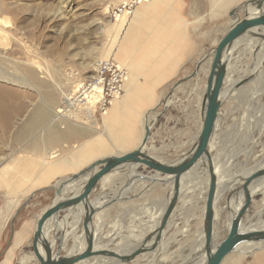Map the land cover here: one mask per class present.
Segmentation results:
<instances>
[{
	"label": "crops",
	"instance_id": "crops-1",
	"mask_svg": "<svg viewBox=\"0 0 264 264\" xmlns=\"http://www.w3.org/2000/svg\"><path fill=\"white\" fill-rule=\"evenodd\" d=\"M114 1L117 3L110 6V9L124 0ZM249 1L251 0H151L140 3L131 15L114 22L119 36L112 55L107 59L125 67L129 79L124 85L121 98L114 101L104 114L102 132L87 136L89 138L71 151L70 156L59 155L56 159L47 161L42 156L28 154L26 157L11 158L0 168V264H38L31 250V240L37 217L53 198V189L47 187L79 171L99 157L123 154L135 149L143 137L144 126L155 113L162 110L164 101H169V107L151 127L146 153L169 164L191 147L197 134L194 137L188 136L191 137L187 140L189 148L182 152L179 145L173 143L176 140L171 141L175 135L182 139L188 133L175 127L174 123L193 122L198 114L199 120L201 119L200 104L204 80L196 77V80H186L173 87L179 79L193 71L194 67L190 69L193 61L203 56L201 53L204 45L211 41L210 34L214 29H211V25L226 24L221 38L237 16L243 15L237 13L231 17L229 14ZM260 53L264 54V45ZM234 54L237 55L236 50ZM245 55L243 59L251 57V62L243 59L237 61L234 63L236 69L244 67L245 64H249V68L252 66L256 56L248 53ZM81 138L84 137L78 139ZM161 138L169 144H157ZM199 167L205 174L204 167ZM236 173L230 174L231 177ZM162 180V175L143 166L122 168L100 179L88 195L91 207L98 209L91 220L93 247L118 251L123 255L137 248V244L155 226L156 213L161 208L163 199L169 197L171 184L168 180ZM80 181L65 186L61 199L67 198L73 191L75 194L79 192ZM46 200L47 204L33 217L32 207L42 206ZM178 204L180 205L175 208L169 223L173 215L179 212L181 202ZM81 210L77 205L67 210L68 212L59 214L55 228L57 235L64 233L63 250L72 247L77 252L83 247V239L79 236L81 226L77 225ZM174 219L177 221L176 217ZM217 225L218 221H215V231L218 230ZM185 227V234H180V228L175 227L176 236L168 244L165 236L160 240L159 247H165L164 251L168 246L171 248L176 245L169 259L171 264H181L182 258L197 246V240H193V244L181 240L190 234L198 239L201 226L197 230H191V226L181 228ZM52 228L50 223L45 224L43 232L49 235ZM49 242L53 247V240L49 239ZM151 243L152 237L145 246H150ZM185 250H188L187 254L183 253ZM199 252L195 254L198 255ZM152 254L153 252L140 255L127 264H149ZM195 254L193 257H196ZM197 259L192 263L198 264ZM115 261L113 258L104 261L100 259L96 263L93 259L89 260L94 264H117ZM220 264H264V247L248 253L231 252Z\"/></svg>",
	"mask_w": 264,
	"mask_h": 264
},
{
	"label": "rangeland",
	"instance_id": "rangeland-1",
	"mask_svg": "<svg viewBox=\"0 0 264 264\" xmlns=\"http://www.w3.org/2000/svg\"><path fill=\"white\" fill-rule=\"evenodd\" d=\"M116 3L114 0H0V7L3 10L0 13V19H6L10 23L6 25L0 21V168L11 158L26 157L28 154L42 156L44 159L47 158V161L56 159L59 155L68 154L70 156L71 151L77 149L81 142L102 132L104 114L96 111L94 105L86 103L89 106H85L84 101L79 100L73 109H66L57 124L52 121V115L54 114L53 109L65 107L64 96H71L74 99L78 95V85L93 74L94 63L112 55L119 31L110 18L108 10ZM211 26V29L214 28L210 34L211 41L204 45L201 55L215 47L226 24ZM245 41V39L241 40V44L235 49L237 55L234 54L235 50L231 52L229 64L232 65V68L230 71L236 69L234 63L241 61L246 56L245 53L250 55L249 48L245 45L250 41ZM255 54L253 53V55ZM259 58L261 66L264 54L260 53ZM232 60L233 63H231ZM243 60L250 63L251 57ZM197 61H193L190 69L195 68ZM248 65L245 64L244 67L237 68L242 69L239 72L247 71L252 67L248 68ZM261 70L263 79L256 84V87H259L257 95H252L251 100L248 101L249 93L244 91L242 99H225L220 107L215 133L221 136L223 144L212 148L210 154L227 171L228 174L223 178H229L230 174L238 171L242 175L256 165L264 166V66ZM246 74V72L244 74L236 73L234 77ZM24 80L28 83L27 85L23 83ZM193 80H196V77L191 79V81ZM250 82L248 83L251 86L255 83L254 80ZM51 100H55V102L53 103ZM41 107L48 108L50 114L43 117L46 119L33 124L32 129L25 136L18 138V131L28 122L29 117H37L33 113L35 109ZM88 113H91L89 120H91V124H95V129H91L90 125L85 123ZM174 124L175 127L188 131L187 139L185 137L181 139L176 135L171 139V141L176 140L173 143L179 145L181 152L185 151L189 148L187 140L196 136L200 129L199 114L193 122L188 121L181 124L175 122ZM47 132L52 133L47 134ZM79 132L86 133V135H81ZM53 134L56 135L55 139L51 138ZM189 135L191 137L188 138ZM44 136L47 139L46 145L41 144ZM82 136L85 139H78ZM157 144L165 146L169 143L164 142V139L161 138ZM50 153L52 154L50 155ZM204 173L199 167L195 169L194 173L183 178L188 182L189 190L184 198L179 197L178 203L181 202L179 212L173 215L172 221L166 227V232L164 230L162 233L161 240L165 236L168 239L167 244L176 236V233L174 234L175 227L180 228L178 230L180 234H185L187 228H181L183 226H191V230L195 228L197 230L199 226H202L201 216L205 197L203 187L207 178L205 169ZM261 181L260 183L264 184V181ZM196 183L199 184V187L195 186ZM229 183L225 182L222 186H227ZM239 186L238 182L232 188L229 186L227 189H223L225 192L218 205L222 212L220 217L216 218L218 221L217 241L226 235L230 219L239 209L232 212L228 208L225 209L223 205L225 197L233 193L234 190L231 191V189ZM1 198L0 195V205L2 204ZM167 199H163L162 206L156 213L158 215L153 229L161 218L160 213ZM262 199V193H258L252 198L247 211L250 215L248 217L252 220L250 225L255 224L258 220L264 221ZM235 201L233 203L230 200L227 205H234L238 202L241 206L242 196H238ZM47 202L46 200L42 206L32 207L31 215L36 217V214L42 210L41 207ZM175 217L177 221L174 219ZM244 221H246L245 217ZM200 229L202 230V227ZM198 234L201 235V232L199 231ZM199 235L198 239L195 235L190 234L181 240V242L191 244L197 240V246L182 258V264H190L186 262L196 258L193 256L199 250L200 244H203V240L200 242ZM175 247L176 245H172L171 248L168 246L165 251V247L162 248L164 252L159 255L160 261L157 260L155 263L151 258L149 264H171L169 259H171V253L174 252ZM251 251L252 249L238 252L248 253ZM183 253L187 254L188 250ZM80 264L89 263L85 261Z\"/></svg>",
	"mask_w": 264,
	"mask_h": 264
},
{
	"label": "water",
	"instance_id": "water-1",
	"mask_svg": "<svg viewBox=\"0 0 264 264\" xmlns=\"http://www.w3.org/2000/svg\"><path fill=\"white\" fill-rule=\"evenodd\" d=\"M237 13H242L243 15L241 17L237 16L229 30L218 40L215 47L199 58L194 70L186 77L179 79L173 87L175 88L186 80L194 79L195 77H200V79L204 80L202 82L203 91L200 104L201 128L191 147L169 164L159 161L146 153L149 147L151 127L169 105V101H164L162 110L155 113L149 123L144 126L143 137L135 149L123 154H109L99 157L79 171L61 178L55 184L47 187L48 189H53V198L37 217L31 240V250L38 264H76L90 259L98 261L106 258L115 259L117 264H127L136 257L151 252H153L152 261L156 262L159 259V253L162 251L161 247H159L161 236L164 230L166 232L169 219L179 201L184 175L200 165L204 167L207 175V187L201 224L203 244L200 253L196 257L199 261L198 264H220L229 253L242 251L243 249L241 248L245 244L255 243L252 250L264 247V228L253 227L249 229L248 226H250L252 220H250L247 213L252 198L256 195L252 192V188L261 178H264L263 165H256L247 170L246 176L244 174L241 175L240 171H238L229 180L231 182L235 179L229 185L231 188L238 182L240 186L231 189L234 191L225 197V204L223 205L226 206L230 200L234 202L238 196H242L243 203L231 217L226 235L219 241H217L218 231L216 233L214 226L215 221H217L218 205L225 192L222 185L225 183H221L222 181L218 178V172L213 166V157L210 154L209 146L213 133L217 128L220 107L230 92L228 85L225 83L227 63L230 61L231 52L235 50L232 49L233 46L238 41H241L242 38H258L255 52L262 46L264 33H261L260 30L251 31V29L264 26V0H251L232 11L229 15L233 17ZM204 63L206 64L203 68ZM263 66L264 60L255 73H259ZM254 74L243 77L235 86L239 87L254 80ZM139 166L146 167L162 175V181L168 180L171 184L169 197L165 203L158 226L149 231L141 242L137 244V248L127 255L93 247L94 233L91 228V220L98 209L91 207L88 201L89 193L100 179L113 171L122 168H138ZM77 181H80L78 185L79 192L75 194V191H73L67 198L61 199L63 197V188L67 185L75 184ZM77 205L82 209L77 225L81 226L79 236L83 239L84 244L82 249L77 252L72 251V247L63 250L64 233L61 232L57 235L55 226L58 224L60 212H68L67 210L75 208ZM244 217L246 221H244ZM47 222L51 226L53 225L49 235L43 232ZM151 237V245L145 246ZM49 239L53 240V244L55 243L53 247Z\"/></svg>",
	"mask_w": 264,
	"mask_h": 264
},
{
	"label": "bare ground",
	"instance_id": "bare-ground-1",
	"mask_svg": "<svg viewBox=\"0 0 264 264\" xmlns=\"http://www.w3.org/2000/svg\"><path fill=\"white\" fill-rule=\"evenodd\" d=\"M3 12V10L1 9V7H0V13H2ZM12 12V11H11ZM0 21L2 22V23H4V24H6L7 25V23H9L6 19H3V20H1L0 19ZM10 24V23H9ZM7 27V26H6ZM259 30H261L262 32H264V26H259V27H254V28H252L251 29V31H259ZM244 38H242L241 40H243ZM254 39H256V40H258V38H252V39H245L246 41L245 42H249V43H247V44H245V45H247V47L249 48V53H250V55L251 54H253V53H256L255 54V56H256V58H255V62H254V64H253V66L251 67V69H248L247 71H245L247 74L245 75V76H237V77H234V75H236V73L237 72H239L240 70H242V69H240V68H237V69H232V71H230L231 70V68H232V65L231 64H229V62L227 63V73H226V77H225V80H226V84L228 85V88L230 89V92H229V94H228V96H227V100H236V99H242V97L244 96V91L245 92H247L248 91V93H249V95H248V101H250L251 100V98H252V95H257V92L259 91L258 90V88L256 87V84H258L259 82L258 81H260L261 79H263V77H262V75L261 74H263V71L260 69V72L259 73H255V71H257V68L258 67H260V65H259V62H260V58H259V55H260V49L263 47V45H264V41L261 43L262 44V46L260 47V49L259 50H257V52H255V46H256V44H257V41H251V40H254ZM241 43H240V41H238L234 46H233V48L232 49H235V48H237L239 45H240ZM210 60V59H209ZM205 67V66H204ZM235 68V67H234ZM249 68V67H248ZM2 69V68H1ZM255 73V74H254ZM250 74H254L255 75V79H254V81H255V84L254 85H252L251 86V84L250 83H252V82H250V83H247V84H244V85H241V86H239V87H236L235 86V84L236 83H238V81H240L241 79H243V77H246V76H248V75H250ZM5 79V78H4ZM23 81V80H22ZM20 83H22V82H20ZM24 84H28L25 80H24V82H23ZM248 86V87H247ZM251 91H253L252 92V94H251ZM247 94V93H246ZM64 100H63V103H64V105H65V107L64 108H56V109H53L54 110V114L52 115V121H54L56 124H57V122L58 121H60L61 119H62V117L61 116H63V113L66 111V109H73L75 106V100L73 99V98H71V96L69 97V96H64V98H63ZM264 99V98H263ZM49 100V99H48ZM88 100H90V101H93L94 100V98L93 97H90ZM53 103L55 102V100H51ZM51 102V103H52ZM241 103L243 102V100L242 101H240ZM263 103V102H262ZM87 104H85V106H86ZM87 106H89V105H87ZM224 108V107H223ZM224 110V109H223ZM247 110V109H246ZM50 110L48 109V108H46V107H41V108H37V109H35V111H34V113H33V115L34 116H37V117H32L31 116V118L29 117V119H28V122L27 123H25L24 124V126H22L21 127V129L18 131V138L19 137H23V136H25L29 131H30V129H32V127H33V124H37L38 122H40L42 119H46V118H43V117H45V115H47V114H50V112H49ZM53 113V112H52ZM224 113V112H223ZM242 113V112H241ZM244 113V112H243ZM222 115V114H221ZM250 116V115H249ZM48 117H49V115H48ZM91 117V113H88V115H87V117H86V119H87V122H85V123H88L89 125H90V127H91V129H95L96 128V126H95V124H91L92 122H91V120H89V118ZM76 119V118H75ZM85 119V118H84ZM226 119H227V117H226ZM238 119V118H237ZM218 121H219V117H218ZM218 121H217V126H218ZM241 121H243V120H241ZM241 123V122H240ZM239 124V123H238ZM243 124V123H242ZM39 126V125H38ZM216 126V127H217ZM229 126V125H228ZM200 128H201V119H200ZM237 128V127H236ZM53 130V129H52ZM216 130H217V128H216ZM215 130V131H216ZM238 130V129H237ZM199 131H200V129L198 130V133H199ZM215 131H214V133H213V138L211 139V143H210V149H212V148H215L217 145H219V146H221L222 144H223V139L221 138V136H219V134H216L215 133ZM251 132V131H250ZM49 132H47V134H48ZM52 133V132H51ZM51 133H49V134H51ZM55 133V132H54ZM197 133V134H198ZM56 134H57V132H56ZM240 134V133H239ZM51 138H53V139H55L56 138V135L55 134H53L52 135V137ZM41 143V142H40ZM41 144H44V145H46L47 144V139L45 138V136L43 137V140H42V143ZM119 154V153H118ZM220 154V153H219ZM217 156V155H216ZM226 156V155H225ZM216 158V157H215ZM220 159V158H219ZM212 161H213V166H214V168H215V170L218 172V178L220 179V181H222L221 183H229V179H231L232 177H229V178H223L226 174H228L227 173V171H225V168L224 167H222L221 165H219L218 164V162H217V160H215L214 158L212 159ZM232 161V160H231ZM260 164V163H259ZM226 165V164H225ZM261 165V164H260ZM59 167V166H58ZM227 167H228V165H227ZM226 167V168H227ZM69 168H71V167H68V169ZM64 169V168H63ZM241 170V169H240ZM192 171H194V169H192L191 171H189L187 174H185L184 175V177H187L188 175H189V173H191ZM242 171V170H241ZM248 171H245V173H244V176H246L245 174L247 173ZM134 174V173H133ZM237 174V173H236ZM135 175H136V173H135ZM230 176V175H229ZM261 180H263L264 181V178H261L258 182H257V184H255L254 186H253V188H252V191L254 190V194H258V193H262L263 194V199H262V211H263V209H264V184H261L260 183V181ZM232 181H234V179L232 180ZM231 181V182H232ZM229 183V185L230 184H232V183ZM262 182V181H261ZM182 188H181V190H180V197L181 198H184L186 195H187V193H188V190H189V184H188V182L186 181V180H182ZM199 184L198 183H196V187H199L198 186ZM229 185H227V186H222L224 189H227V187H229ZM206 187H207V178H206V180H205V185H204V189H203V191H205L206 190ZM68 187H66V189H67ZM64 190V189H63ZM202 191V192H203ZM205 198V197H204ZM204 200V199H203ZM242 200H243V198H242ZM239 201V200H238ZM234 202H236V201H234ZM233 202V203H234ZM243 203V202H242ZM233 205V204H232ZM232 205H226L225 206V209L226 208H228V210L229 211H234V210H236V209H238L240 206H239V204H238V202L237 203H235L233 206ZM163 210H164V208H163ZM163 210H162V212H163ZM162 212L160 213L161 215H162ZM222 211L221 210H217V217H220V213H221ZM262 213V212H261ZM9 215V214H8ZM158 215V214H157ZM202 215H203V212H202ZM202 217V216H201ZM59 220V219H58ZM160 220V219H159ZM74 223H75V221H74ZM46 224H48V222L46 223ZM158 224H159V222H158ZM158 224H157V226H158ZM75 225V224H74ZM156 226V227H157ZM65 227V226H64ZM75 227H76V225H75ZM249 227V229L250 228H253V227H258V228H264V221H261V220H258L255 224H252V225H250V226H248ZM247 227V228H248ZM73 229V228H72ZM200 232H201V235H199V238H200V242L203 240V234H202V230L200 229ZM65 238V237H64ZM78 239V238H77ZM135 239H137V238H135ZM75 241V240H74ZM79 241V240H78ZM82 241V240H81ZM74 243V242H73ZM76 244V243H75ZM80 244V243H79ZM254 244L255 243H249V244H245L243 247H242V249L245 251V250H249V249H252L253 247H254ZM129 245V244H128ZM73 246H74V244H73ZM77 246H78V243H77ZM82 246H83V244H82ZM133 247V246H132ZM201 247H202V243L200 244V246L198 247L199 248V250H197V252L198 251H200L201 250ZM81 248V247H80ZM131 248V247H130ZM135 248V247H134ZM82 249V248H81ZM125 249V248H124ZM161 250H163V249H161ZM73 251V250H72ZM125 251V250H124ZM116 253H118V251H115ZM162 252V251H161ZM164 252V251H163ZM128 253V252H127ZM200 253V252H199ZM196 257H197V255H196ZM138 259V258H137ZM162 259V258H161ZM195 259V258H194ZM193 259V260H194ZM94 260V259H93ZM193 260H190V261H187L186 263H190V264H193L192 263V261ZM95 262L94 263H96L97 261L96 260H94ZM109 261V260H108ZM83 262H85V261H83ZM83 262H79V263H83ZM114 262V261H113ZM116 262V261H115ZM88 263L89 264H94L93 262H89V260H88ZM150 263V262H149ZM182 264V263H181Z\"/></svg>",
	"mask_w": 264,
	"mask_h": 264
},
{
	"label": "built area",
	"instance_id": "built-area-1",
	"mask_svg": "<svg viewBox=\"0 0 264 264\" xmlns=\"http://www.w3.org/2000/svg\"><path fill=\"white\" fill-rule=\"evenodd\" d=\"M149 1L151 0H125L108 10L110 18L116 22L123 16L131 15L140 3ZM92 72L93 74L78 85L80 94L74 98L75 103L84 101L83 104L94 105L96 111L105 114L108 107L121 98L129 74L125 67L107 58L96 61ZM90 97L94 100H88Z\"/></svg>",
	"mask_w": 264,
	"mask_h": 264
},
{
	"label": "flooded vegetation",
	"instance_id": "flooded-vegetation-1",
	"mask_svg": "<svg viewBox=\"0 0 264 264\" xmlns=\"http://www.w3.org/2000/svg\"><path fill=\"white\" fill-rule=\"evenodd\" d=\"M168 107H169V106H168ZM168 107H167V108H168ZM209 149H210V146H209ZM195 169H196V168H195ZM195 169H194V171H195ZM194 171H192L191 173H189V175L192 174V173H194Z\"/></svg>",
	"mask_w": 264,
	"mask_h": 264
}]
</instances>
